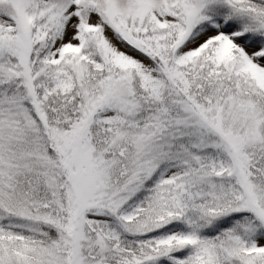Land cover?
Here are the masks:
<instances>
[{"label":"snow or ice","instance_id":"1","mask_svg":"<svg viewBox=\"0 0 264 264\" xmlns=\"http://www.w3.org/2000/svg\"><path fill=\"white\" fill-rule=\"evenodd\" d=\"M0 264H264V0H0Z\"/></svg>","mask_w":264,"mask_h":264}]
</instances>
